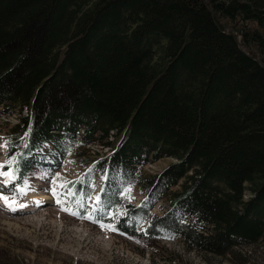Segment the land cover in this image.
<instances>
[{"label":"trees","instance_id":"1","mask_svg":"<svg viewBox=\"0 0 264 264\" xmlns=\"http://www.w3.org/2000/svg\"><path fill=\"white\" fill-rule=\"evenodd\" d=\"M15 113L8 187L26 186L42 160L28 157L51 144L165 199L158 215L108 181L99 201L155 249L171 235L216 254L264 240V0H0V116ZM163 156L176 162L162 174L138 166ZM67 186L84 213L89 190Z\"/></svg>","mask_w":264,"mask_h":264},{"label":"rangeland","instance_id":"2","mask_svg":"<svg viewBox=\"0 0 264 264\" xmlns=\"http://www.w3.org/2000/svg\"><path fill=\"white\" fill-rule=\"evenodd\" d=\"M18 118V113L0 116L2 164L9 124ZM93 149L99 154L105 152L98 145ZM175 162L172 157H161L138 166L147 174H162ZM55 172L60 176L79 177L83 169L76 160L69 158ZM4 180L0 175V185ZM135 195L141 196L138 192ZM58 196L67 197V194L53 172L37 174L30 190L18 194V199L7 197L6 201V196L0 195V264H177L162 257L161 252L156 251L158 248L166 249L184 264H264V240L240 244L229 254H216L191 248L182 237L171 235L159 238L155 249L147 238L149 244L136 240L140 237H126L91 217L80 218L63 210L57 203ZM249 196L251 193L245 191L244 198ZM39 202L42 207L33 213L10 211L14 205L20 209L28 205V208H38L40 205L34 204ZM159 209L158 205L154 207L155 211Z\"/></svg>","mask_w":264,"mask_h":264},{"label":"snow or ice","instance_id":"3","mask_svg":"<svg viewBox=\"0 0 264 264\" xmlns=\"http://www.w3.org/2000/svg\"><path fill=\"white\" fill-rule=\"evenodd\" d=\"M6 163L9 164V168L7 170H5L3 164L0 163V175H3L5 177L4 183H9L12 179L16 178V169L14 167H11V165H13L14 163H19V158H16L15 160L7 161ZM55 175L56 177L60 176L59 173H56ZM52 191L54 194L56 193L55 188H53ZM0 195H2V193H0ZM4 199L7 201V197H4ZM101 199L102 197L99 194H97L96 201L99 202Z\"/></svg>","mask_w":264,"mask_h":264},{"label":"bare ground","instance_id":"4","mask_svg":"<svg viewBox=\"0 0 264 264\" xmlns=\"http://www.w3.org/2000/svg\"><path fill=\"white\" fill-rule=\"evenodd\" d=\"M75 38V37H74ZM74 41V40H73ZM28 114V113H27ZM113 130V129H112ZM116 139V138H115ZM71 140V139H70ZM62 142V141H61ZM116 142V141H115ZM101 146V145H100ZM111 147V146H110ZM91 150V149H90ZM54 151V150H53ZM82 151V150H81ZM69 152V151H68ZM73 153V152H72ZM77 154V153H76ZM82 156V155H81ZM164 157V156H163ZM93 158V157H92ZM78 163V162H77ZM138 185V184H137ZM175 188V187H174ZM166 198V197H165ZM158 200V199H157ZM247 200V199H246ZM31 208V209H30ZM30 208H27L29 209V212H33L35 210H39L41 208V205L38 207V208H33V207H30ZM15 209V208H13ZM27 212V213H29ZM23 213H26V212H23ZM188 219V218H187ZM163 229V228H162ZM166 229V228H165ZM178 233V232H177ZM161 234V233H160ZM166 235V234H165ZM191 246V245H190ZM160 250V249H159ZM166 254V253H165ZM180 262V261H179Z\"/></svg>","mask_w":264,"mask_h":264}]
</instances>
